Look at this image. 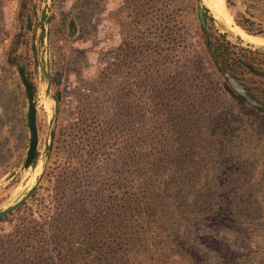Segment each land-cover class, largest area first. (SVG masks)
Returning <instances> with one entry per match:
<instances>
[{"label":"rangeland","instance_id":"374dc122","mask_svg":"<svg viewBox=\"0 0 264 264\" xmlns=\"http://www.w3.org/2000/svg\"><path fill=\"white\" fill-rule=\"evenodd\" d=\"M209 1L0 0V211L38 183L30 199L0 221V264L53 259L56 251L47 254L37 245L90 242L103 227L113 226L138 186L134 166L147 157L158 159V181L170 177L171 162H181L176 175L187 188L176 202L185 205L192 197L196 203L197 190L188 181L217 184L226 177V167L214 159L219 156H210L212 149L222 144L235 152L228 139L217 140L227 128L228 112L244 123L236 134L259 144L264 112L254 111L260 107L216 70L207 42H215L218 31L226 34L236 45L233 57L247 56L261 70L236 72L247 97L264 104V47H250L235 31L242 24L264 39V0H223L231 24ZM203 7L214 18L207 30L198 15ZM44 8L50 98L40 66ZM20 67L33 84L37 107L38 153L29 168L24 167L28 100ZM211 112L220 118L208 143L199 147L197 116ZM53 115L55 135L44 157ZM204 146L208 151L202 152ZM173 147L182 156H174ZM215 192L221 198L215 202L218 212L209 217L194 208L200 219L183 224L177 239L181 257L190 258L186 264H259L252 226L223 211L229 188Z\"/></svg>","mask_w":264,"mask_h":264},{"label":"trees","instance_id":"16d2710c","mask_svg":"<svg viewBox=\"0 0 264 264\" xmlns=\"http://www.w3.org/2000/svg\"><path fill=\"white\" fill-rule=\"evenodd\" d=\"M209 10L203 8L204 21L208 22L213 16H208ZM248 33L257 35L249 28L240 24ZM218 31V30H217ZM218 36L215 42L208 40V52L216 70L228 79V77L237 78V68L248 69L251 73L259 74L261 70L244 56V59L234 58L233 44L226 34L217 32ZM240 50L246 51L247 48L240 47ZM239 63V65H238ZM235 108V107H233ZM256 112H264L260 108L254 109ZM226 130H221L223 137L217 140L228 139L235 152H229L228 146L212 149L210 156H219L214 158L226 167V177L221 181L207 183L197 178L188 181L193 189L197 191L198 201L190 197L186 204L182 201L177 204V199H182L180 193L186 189L183 181L177 179V170L181 162H171L175 164V169L170 177L159 178V168L152 157H147L134 166L133 181L136 185L135 192L130 196L128 208L124 212L115 214V223L113 226H105L98 235L90 242H65L63 245L40 244L38 248L44 249V253L53 252L54 258L44 259L43 262H34L32 264H186L190 258L181 257L180 238L184 223L197 222L200 217L193 215L192 210L199 211L202 215L213 217L218 212V204H215L218 194L215 189L219 187H228L229 192L225 201V210L227 217L236 222L247 223L252 226L251 240L256 242L258 251L261 254L259 264H264V131L259 133V144L253 145L248 142L249 137L236 134V130L244 124L242 118L237 117L230 112L227 113ZM216 112L197 116L201 119L202 136L199 138V147L208 143V133L211 132L216 120ZM183 119V118H182ZM210 134V133H209ZM215 137L217 135H214ZM257 136V135H254ZM255 140V137H252ZM221 143V142H220ZM207 146V145H206ZM202 147V152L208 147ZM174 156H182L179 148H174ZM207 157L209 154H204ZM183 157L179 159L182 160ZM224 158L225 161H221ZM220 161H219V160ZM172 161V160H171ZM203 161V160H202ZM168 163V162H167ZM166 164V163H165ZM140 168L139 170H136ZM159 177V178H158ZM157 178V179H154ZM160 188H157L158 185ZM161 189V193L158 191ZM160 196L164 203L159 199ZM159 197V198H158ZM193 199V200H192ZM175 200V203L173 202ZM169 201V202H168ZM193 203H195L193 205ZM191 218H194L190 221ZM179 236V237H178ZM56 249H60L57 251ZM235 264V263H231Z\"/></svg>","mask_w":264,"mask_h":264},{"label":"water","instance_id":"95a60500","mask_svg":"<svg viewBox=\"0 0 264 264\" xmlns=\"http://www.w3.org/2000/svg\"><path fill=\"white\" fill-rule=\"evenodd\" d=\"M45 3L48 2V0H44ZM200 14L202 17V10H200ZM48 24V11L46 8L42 10L41 13V33H40V43H41V58H40V66L43 74V79L46 83V96L50 98L51 93V73L49 71V65L47 60V47H46V39H47V26ZM30 26V25H29ZM18 73L21 79V82L26 90L27 100H28V109H27V126L30 133V142L29 147L27 151V156L24 161V167L29 168L33 165L37 153H38V145H39V133H38V126H37V107L35 105V96H34V89L33 84L28 80L26 75V70L23 67H20L18 69ZM228 80L230 84L244 97L248 99V101L252 102L253 105L263 108L264 104L252 101L249 97H247L248 92L242 86L238 80L234 77H228ZM53 123H54V115L52 116L49 124V136L46 140V147H45V153L44 157H47L51 147H52V141L54 138V129H53ZM42 177H40L41 180ZM40 182V181H39ZM38 186V183L33 186L24 197L17 200L13 205L5 208L4 210L0 211V221L3 220L8 215H11L16 210H18L22 205H24L32 196L34 191L36 190Z\"/></svg>","mask_w":264,"mask_h":264},{"label":"bare ground","instance_id":"6f19581e","mask_svg":"<svg viewBox=\"0 0 264 264\" xmlns=\"http://www.w3.org/2000/svg\"><path fill=\"white\" fill-rule=\"evenodd\" d=\"M210 5L215 10V13L228 24H231V19L225 11L223 0H210ZM235 31L247 42L257 45L264 44V39L250 35L241 28L235 27Z\"/></svg>","mask_w":264,"mask_h":264},{"label":"flooded vegetation","instance_id":"af4514ba","mask_svg":"<svg viewBox=\"0 0 264 264\" xmlns=\"http://www.w3.org/2000/svg\"><path fill=\"white\" fill-rule=\"evenodd\" d=\"M204 8V7H203ZM203 8H199V11H198V15H199V19H200V22H201V25H202V28L204 29V30H207L209 27H208V22L209 21H212V19L210 20V17H209V19H208V22H206V21H204V18H203ZM208 9V8H207ZM200 10H202V17H201V14H200ZM210 13V12H209ZM208 13V16H211L210 14ZM213 22V21H212ZM243 28V27H242ZM242 30H244L246 33H248L244 28L242 29ZM248 34H250V33H248ZM250 35H254V34H250ZM254 36H258V37H260V35H254ZM262 38V37H261ZM242 37H240L239 36V40L240 41H242ZM244 40V39H243ZM248 45L250 46V47H255V48H263L264 46H255V45H253V44H251V43H249L248 42Z\"/></svg>","mask_w":264,"mask_h":264}]
</instances>
